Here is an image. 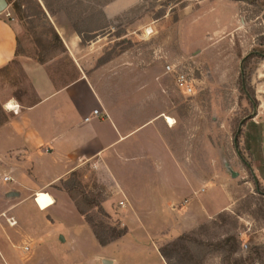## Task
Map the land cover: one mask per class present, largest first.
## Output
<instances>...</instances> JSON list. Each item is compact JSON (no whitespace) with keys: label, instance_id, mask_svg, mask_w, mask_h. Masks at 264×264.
I'll list each match as a JSON object with an SVG mask.
<instances>
[{"label":"rangeland","instance_id":"374dc122","mask_svg":"<svg viewBox=\"0 0 264 264\" xmlns=\"http://www.w3.org/2000/svg\"><path fill=\"white\" fill-rule=\"evenodd\" d=\"M14 1L19 6L18 11L15 12L10 3L5 11L11 12L18 25L19 54L42 60L59 57L55 66L50 67L69 70L61 39L55 36L57 32L50 20L57 13L64 14L68 20L69 17L64 10L52 14L45 6L48 3L55 11L63 7L70 12L71 20L82 31L83 43L97 41L86 50L90 55L99 56L97 64L125 52L137 57L145 69L144 80L152 71L162 75L161 89L141 105L137 114L144 119L163 111L173 118L171 126L164 118L158 120L161 133L177 160L188 167L191 179L199 180L204 189L200 196L207 213L215 211L193 228H200V235H206L205 241L212 245L213 251L203 264H264V247H260L264 244V195L256 192L246 165H251L264 192V59H251L245 70L250 75L246 80L247 88L249 92L254 91L258 104L256 114L241 128L237 148L234 143L239 121L251 111L241 87L240 62L252 50L264 52V0L241 2L240 12L246 24L222 35L196 28L188 30L203 18L196 15L197 1L201 0H141L110 22L99 13L101 5L98 3L104 0ZM151 19L155 20L152 26L146 24L141 28L130 27V32L125 30L135 20L142 23ZM183 28L186 30L182 32ZM166 63L174 64L176 70L194 79L191 95L177 90L171 73L164 74ZM118 68L116 64L115 76L121 75ZM101 83L103 96L112 97L117 82L107 79ZM12 98L23 104L32 100L30 83L17 60L0 69V121L6 117L4 104ZM2 166L5 161L0 158V168ZM232 172L236 176H232ZM1 178L0 249L20 250L27 245V235H39L46 237L43 249L54 255L57 247L68 246L57 243L58 236L50 232L63 233L72 227L77 235L87 233L66 202H58L49 211L53 198L46 191H38L26 203L23 196L7 197ZM64 181L55 186L56 191L66 192L65 188L71 187L79 202L85 195L101 206L111 194L87 167L70 174ZM71 201L79 222L89 225L86 216L104 236L109 234V229L122 227L127 228L125 235H140L141 229L121 223V207L116 202L111 203L108 211L102 206V210L92 206L83 216ZM32 202L42 211H34ZM11 220L15 223L11 224ZM44 220L54 221V224L48 225ZM155 228L151 232L157 235V240L169 232V224ZM227 238H235L239 248L235 254H227L228 246H224Z\"/></svg>","mask_w":264,"mask_h":264},{"label":"crops","instance_id":"0c3cea01","mask_svg":"<svg viewBox=\"0 0 264 264\" xmlns=\"http://www.w3.org/2000/svg\"><path fill=\"white\" fill-rule=\"evenodd\" d=\"M140 1L109 0L99 9L110 22ZM241 2L197 1L196 15L203 18L188 30L196 28L216 35L239 30L246 24ZM50 20L61 39L69 70L50 67L59 57L39 62L19 54L18 25L10 11L0 13V69L17 60L30 83L32 98L24 104L14 98L8 100L19 105L13 116L4 109L9 117L0 125V158L5 161L0 168L1 185L7 191L5 195L16 189L25 203L38 191L48 192L53 198L49 211L58 202H66L87 233L77 235L72 227L63 233L50 232L58 236L57 243L68 246L57 247L54 255L43 249L46 237L27 235V245L20 250L0 249V264H167L158 247L193 229L215 211L207 213L199 180L191 179L188 167L177 160L161 133L158 120H166L169 115L158 111L142 119L137 114L141 105L161 89L162 75L152 71L144 80L145 69L137 57L125 52L97 64L99 56L86 51L96 40L83 43L62 13L52 15ZM154 21L135 20L125 30L152 26ZM116 64L120 76L113 73ZM107 79L117 82L109 98L101 92V81ZM95 109L96 115L92 113ZM86 167L111 192L101 206L108 211L112 202L118 203L121 223L141 229L140 235H123L101 245L89 225L79 222L69 195L56 191L55 186ZM5 176L10 179L5 180ZM32 204L34 211H42ZM165 224H169V232L158 235L157 240L151 231Z\"/></svg>","mask_w":264,"mask_h":264},{"label":"trees","instance_id":"16d2710c","mask_svg":"<svg viewBox=\"0 0 264 264\" xmlns=\"http://www.w3.org/2000/svg\"><path fill=\"white\" fill-rule=\"evenodd\" d=\"M108 1L109 0H104L102 2H99L98 4L102 5ZM237 1L248 2L250 0H237ZM7 2H8V4L9 3L11 4V7L15 12L18 11L19 6L14 0H7ZM45 6L48 8L49 12H51L52 14L58 12L59 10L60 11L64 10L66 15L69 17V20L71 21V25H72L73 29L81 38L82 31L79 30L77 28L75 22L71 20L70 12L68 10L64 9L63 7H59L58 10L55 11V10L51 9V7L48 3H45ZM99 13H101V11H99ZM101 15H102V13H101ZM55 36L59 39V36L57 33H55ZM253 58L264 59V52L252 50V51L248 52L241 59V62H240L241 87H242L243 92L245 93V99H246L248 105L250 106L251 111L249 113H247V115H245L243 118H241V120L238 123L236 132L234 134V143H235L236 148H237V144H238L237 139H238V137L242 131L241 128L246 122L251 120L253 118V116L256 114V107L258 104V100L255 98L254 91L249 92V89L247 88V83H246V80H248L250 75L245 70L247 69V65L249 64L250 60ZM36 60L39 62H43V60L39 59V58ZM4 114L6 115V117L0 121V125L3 122H5L9 117V115L6 114L5 112H4ZM246 165H247L248 170L252 174L253 181H254L255 188H256V192L261 194V195H264V192L261 191V189H260V186L258 184L257 179H255L254 172L252 170L251 165H249L248 163ZM71 174L73 175L74 172H72ZM64 182H66V181H64ZM65 190L69 194L71 199L74 201V204H75L76 208L78 209V211L83 216H85L86 210H88L92 206H96L97 208L102 210L99 203H97V201L94 200L93 198H89V197L84 195L82 201L79 202L78 199L76 198V195L72 193L71 187H66ZM82 205H84V206H82ZM85 218H86L87 222L89 223V225L91 226L94 235L96 236V238L98 239V241L101 245H105L108 242H110L111 240L118 238V237H121L127 233L126 227L111 228V229H109V234L104 236L96 230L94 222L92 220L88 219L86 216H85ZM199 229L200 228H195L192 231L181 233L177 237H175L173 240H171L167 243H164L158 247V251H159L160 255L164 258V260L166 261L167 264H203V261L205 260L206 256L209 253H211L213 251V249L211 247L212 246L211 243L205 241L206 235H200ZM224 241H225L224 246H228L227 254H235V252L238 251L239 248L237 247L235 238H227ZM260 247H264V244L260 245Z\"/></svg>","mask_w":264,"mask_h":264},{"label":"built area","instance_id":"2783aa9c","mask_svg":"<svg viewBox=\"0 0 264 264\" xmlns=\"http://www.w3.org/2000/svg\"><path fill=\"white\" fill-rule=\"evenodd\" d=\"M164 68H165V70H164L165 73H171L172 74L174 84H175V87L177 88V90H179L180 92L187 94V95L192 94V91H193V83L192 82H194L193 78H190L189 75H187L185 72H182L181 70H178V69L176 70L174 67V64H172V63H166ZM8 102L9 101H7L4 104V108L13 112V113H17L19 105L14 101V103L12 104V107L6 108L5 106H7ZM92 113L94 115H96L98 113V111L95 109V110H93ZM4 179L7 180L10 178L8 176H5ZM120 204H122V201L120 202ZM14 223H15V221L13 223L11 222V224H14Z\"/></svg>","mask_w":264,"mask_h":264},{"label":"water","instance_id":"95a60500","mask_svg":"<svg viewBox=\"0 0 264 264\" xmlns=\"http://www.w3.org/2000/svg\"><path fill=\"white\" fill-rule=\"evenodd\" d=\"M7 7H8L7 0H0V13L5 11L7 9ZM232 176H236V173L232 172ZM6 195L7 196H17L18 193L15 191H9ZM60 240H63L62 236H60ZM103 263H105V262L103 261Z\"/></svg>","mask_w":264,"mask_h":264},{"label":"bare ground","instance_id":"6f19581e","mask_svg":"<svg viewBox=\"0 0 264 264\" xmlns=\"http://www.w3.org/2000/svg\"><path fill=\"white\" fill-rule=\"evenodd\" d=\"M13 103H14V101H9L8 104H7V106H5V107H6V108H7V107H12V104H13ZM166 122H167L168 125H170V126L174 124V121H173V119H172L171 117H167V118H166ZM11 222L13 223L14 221L11 220Z\"/></svg>","mask_w":264,"mask_h":264}]
</instances>
